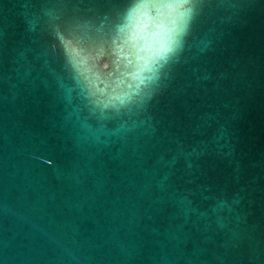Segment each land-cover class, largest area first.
<instances>
[{"label": "water", "instance_id": "obj_1", "mask_svg": "<svg viewBox=\"0 0 264 264\" xmlns=\"http://www.w3.org/2000/svg\"><path fill=\"white\" fill-rule=\"evenodd\" d=\"M131 0H0V264H264V0H172L151 101L115 77Z\"/></svg>", "mask_w": 264, "mask_h": 264}, {"label": "clouds", "instance_id": "obj_2", "mask_svg": "<svg viewBox=\"0 0 264 264\" xmlns=\"http://www.w3.org/2000/svg\"><path fill=\"white\" fill-rule=\"evenodd\" d=\"M172 0H131L116 24L111 39L112 84L100 80L91 70L88 53L68 43L66 56L76 73L91 89H113L121 99L140 96L151 101L165 86L166 69L182 48L184 31L169 14Z\"/></svg>", "mask_w": 264, "mask_h": 264}]
</instances>
